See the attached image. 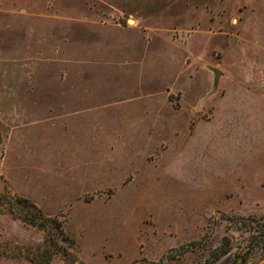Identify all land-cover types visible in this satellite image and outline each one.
Wrapping results in <instances>:
<instances>
[{"label": "rangeland", "instance_id": "obj_1", "mask_svg": "<svg viewBox=\"0 0 264 264\" xmlns=\"http://www.w3.org/2000/svg\"><path fill=\"white\" fill-rule=\"evenodd\" d=\"M214 6L221 4L0 0V264H197L225 237L234 251L247 242L249 233L228 222L264 217V146H238L235 127L192 138L181 120L171 124L169 105L180 107L181 99L172 87L187 53L166 36L185 38ZM140 17L154 29L153 42L136 35ZM121 54L142 59L139 69L154 64L156 77L142 81L126 65L107 66L106 57ZM221 55L213 51L214 60ZM94 86L98 93L86 99L119 104L123 97L116 109L125 107L130 122L105 137L114 136V161L105 155V163L78 166L68 140L80 130L76 101ZM146 91L153 98L145 100ZM166 95L161 118L160 109L158 120L139 113ZM21 198L61 221L66 236ZM195 240L202 245L178 256Z\"/></svg>", "mask_w": 264, "mask_h": 264}, {"label": "crops", "instance_id": "obj_2", "mask_svg": "<svg viewBox=\"0 0 264 264\" xmlns=\"http://www.w3.org/2000/svg\"><path fill=\"white\" fill-rule=\"evenodd\" d=\"M211 1H219L221 6H214L217 10L203 12L204 25L199 23L198 27L192 26L190 30H186L189 31L186 39L171 40L169 35L166 36L169 47H182L187 53L183 68L177 71L176 83L172 87L180 92V107L168 104L172 108L171 124L178 125L181 120V123L189 127L192 138L206 135L212 126L216 129L235 127L238 129V146H264V0H235L233 8L229 7V3L234 0ZM146 23L143 18H139V31L137 30L136 35L153 42L154 29ZM198 34L202 35V42L196 47L193 42ZM217 50L222 55L214 60L213 51ZM156 55L159 54L154 56ZM118 57H121L122 63L115 62ZM105 60L107 66H128L126 72L130 76L134 73L139 80L148 81L147 78H150L151 82L156 77L154 64L150 68H138L141 64L145 66V63L137 56L121 54L114 56L113 60L109 57ZM170 60L175 63L176 58L172 57ZM210 67H216L222 72L219 87L213 94L211 85L215 75ZM96 87L87 89L86 91H91L89 93L82 92V97L76 101L79 107L74 115L80 130L73 141L69 138L68 146L75 143V158L80 161L78 166L81 162L96 166L99 162L105 163V159L114 161L117 155L114 136L105 137L109 131L116 129L121 134L123 131L120 130L126 129V123L130 122L125 107L116 109L118 105H125L121 103L123 97L119 99V104H110L114 100L86 99L98 93ZM148 93L146 91L143 94L145 100L153 98ZM167 98L168 95L161 98L158 106L153 102L146 103L139 113H156L155 120H158V109L161 118V107ZM210 108L215 118L206 121L202 114ZM180 113L185 115V121ZM105 155L107 157L102 160Z\"/></svg>", "mask_w": 264, "mask_h": 264}, {"label": "trees", "instance_id": "obj_3", "mask_svg": "<svg viewBox=\"0 0 264 264\" xmlns=\"http://www.w3.org/2000/svg\"><path fill=\"white\" fill-rule=\"evenodd\" d=\"M21 203L25 206L32 207L37 210L40 216L50 222H59L56 218L46 215L34 202L29 199H20ZM26 220L30 224L37 225V221L34 218L26 217ZM228 224L230 226H238L239 230L249 233L247 242L244 245H240L238 251H234V244L230 237H225L212 253L211 256L204 262H198L197 264H257L264 260V217L261 216H237L229 219ZM234 224V225H233ZM229 226V225H228ZM58 228L62 235L66 236L63 223L60 221ZM202 240H195L189 243L183 244L178 248V256H182L189 251L197 249L202 245ZM73 247V241L69 245ZM51 260V259H49ZM50 261H45L49 263Z\"/></svg>", "mask_w": 264, "mask_h": 264}, {"label": "water", "instance_id": "obj_4", "mask_svg": "<svg viewBox=\"0 0 264 264\" xmlns=\"http://www.w3.org/2000/svg\"><path fill=\"white\" fill-rule=\"evenodd\" d=\"M210 69L213 70L215 73L214 91H216L219 87V82H220V77L222 75V72L219 69L214 68V67H210Z\"/></svg>", "mask_w": 264, "mask_h": 264}]
</instances>
